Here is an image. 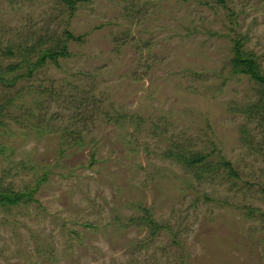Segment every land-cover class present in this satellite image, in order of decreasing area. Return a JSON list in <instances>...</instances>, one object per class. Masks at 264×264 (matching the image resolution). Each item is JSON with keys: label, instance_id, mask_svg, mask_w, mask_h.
Wrapping results in <instances>:
<instances>
[{"label": "rangeland", "instance_id": "rangeland-1", "mask_svg": "<svg viewBox=\"0 0 264 264\" xmlns=\"http://www.w3.org/2000/svg\"><path fill=\"white\" fill-rule=\"evenodd\" d=\"M237 39L264 71V0H0V264H264Z\"/></svg>", "mask_w": 264, "mask_h": 264}, {"label": "trees", "instance_id": "trees-1", "mask_svg": "<svg viewBox=\"0 0 264 264\" xmlns=\"http://www.w3.org/2000/svg\"><path fill=\"white\" fill-rule=\"evenodd\" d=\"M68 5H71V7L74 8V3L77 0H64ZM57 53L62 52V49H56ZM8 53H12L11 51H8ZM255 53H253L251 50H246L243 48V41L241 39H237L234 46V55L230 58V63L233 66V72H241V73H249L251 77H253L258 82L264 84V71H261L259 69L258 63L255 59ZM53 55L51 52H47L46 54L42 55V58H45L46 56ZM40 62H36L35 65H38ZM14 67H11L10 70H13ZM247 108V109H246ZM245 108L246 112H249L250 114H258L261 115L264 119V100H258L253 103H249ZM174 148V147H173ZM172 148V149H173ZM170 147V150H172ZM182 148L175 147V155L180 161L188 162L191 165H197L201 168H206L204 159L208 156V154L201 153L200 151H183ZM173 151V152H174ZM173 154L174 153H169ZM168 154V155H169ZM225 165L229 166V169L231 172L233 170L231 169V164L229 161L224 162ZM23 197V192L19 193H0V202H9V203H17L20 202V200Z\"/></svg>", "mask_w": 264, "mask_h": 264}]
</instances>
